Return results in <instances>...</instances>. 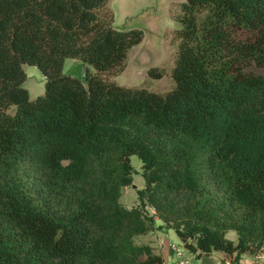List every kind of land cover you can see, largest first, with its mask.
Returning a JSON list of instances; mask_svg holds the SVG:
<instances>
[{
    "label": "trees",
    "instance_id": "16d2710c",
    "mask_svg": "<svg viewBox=\"0 0 264 264\" xmlns=\"http://www.w3.org/2000/svg\"><path fill=\"white\" fill-rule=\"evenodd\" d=\"M113 19L108 0H0V264H177L135 240L162 227L239 264L264 245V72L245 70L264 65V0H180L165 92L104 75L144 35ZM131 154L145 184L127 207Z\"/></svg>",
    "mask_w": 264,
    "mask_h": 264
},
{
    "label": "rangeland",
    "instance_id": "374dc122",
    "mask_svg": "<svg viewBox=\"0 0 264 264\" xmlns=\"http://www.w3.org/2000/svg\"><path fill=\"white\" fill-rule=\"evenodd\" d=\"M179 1L108 0V6L114 12L113 25L116 28L129 29L137 27L143 30L144 35L142 40L129 50L124 69L119 72H104L107 78L122 85L142 86L158 92H165L173 87L174 81L171 76V69L177 47V40L173 31L178 27L174 14L177 11ZM152 66L162 69L163 75L158 78L149 76L148 68ZM22 68L26 72L24 86L27 88L30 98L43 93L45 77L41 69L37 65L27 62L22 63ZM88 68L92 69L89 62L67 57L63 62L62 70L85 81ZM245 70L264 72V65L258 66L252 63L246 66ZM130 158L134 168L133 181L123 187L120 196V201L127 207L138 204L137 188L143 187L145 184L140 173L141 160L139 156L131 154ZM149 211H152V209H149ZM157 234L162 239L168 240L174 248H178L183 252L186 251L173 228H159ZM226 236L236 240L234 230L227 231ZM135 240L144 243V236L142 234L137 235ZM152 243L157 245L156 239ZM227 258L230 259V257ZM218 264H223V261H218Z\"/></svg>",
    "mask_w": 264,
    "mask_h": 264
},
{
    "label": "crops",
    "instance_id": "0c3cea01",
    "mask_svg": "<svg viewBox=\"0 0 264 264\" xmlns=\"http://www.w3.org/2000/svg\"><path fill=\"white\" fill-rule=\"evenodd\" d=\"M158 229H154L144 236V243L151 245L154 250L161 253L166 262H178L180 260H187L188 264H218V261H223L227 256L224 252L220 250H213L209 254H203L200 257H195V255L186 249L185 252L180 251L178 248H174L172 244L165 238L162 239L161 236L157 234ZM156 237V238H154ZM156 239L157 245H154L152 241ZM239 264H258L254 261L252 253H243L240 256ZM260 264V263H259Z\"/></svg>",
    "mask_w": 264,
    "mask_h": 264
},
{
    "label": "built area",
    "instance_id": "2783aa9c",
    "mask_svg": "<svg viewBox=\"0 0 264 264\" xmlns=\"http://www.w3.org/2000/svg\"><path fill=\"white\" fill-rule=\"evenodd\" d=\"M254 261L256 263L264 264V245L255 253H253ZM177 264H188L187 260H180ZM223 264H234L232 258H225Z\"/></svg>",
    "mask_w": 264,
    "mask_h": 264
}]
</instances>
